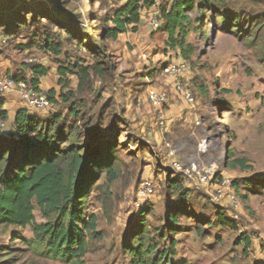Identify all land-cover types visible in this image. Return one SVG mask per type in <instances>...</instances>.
Instances as JSON below:
<instances>
[{
    "label": "rangeland",
    "instance_id": "374dc122",
    "mask_svg": "<svg viewBox=\"0 0 264 264\" xmlns=\"http://www.w3.org/2000/svg\"><path fill=\"white\" fill-rule=\"evenodd\" d=\"M65 1L73 25L85 36L84 45L66 42L65 31L41 18L16 34L5 35L0 30V39H8L0 42V77L27 76V68L43 65L49 73L41 88L47 85L60 92L59 66L98 60L106 74L103 78L93 75L90 90L77 92L78 79L68 74V86L63 91L72 94L68 104L59 102L45 110L29 111L40 119L53 113L68 115L73 103L85 115L84 122L91 121L92 132L109 128L106 140L113 136L114 126L112 142L118 148L120 174L113 182L103 174L90 189L82 215L86 220L91 215L96 217V235L87 237L86 253L80 261L52 258L44 245L36 242L29 226L0 227V264H132L128 250L141 251V244L154 247L146 259L151 264L158 252L166 253L171 239L176 241L175 256L165 254V259L156 258V264H264V187L246 185L247 179L264 180L263 1L225 0L227 11L239 16V24L233 27L221 22L222 16L211 15L206 7L190 12V62L178 49H171L162 29L153 31L148 22L135 36L103 42L99 29L105 24L94 21L92 14L103 18L125 0ZM172 1L152 2L161 11ZM35 3L55 14L46 2ZM60 23L68 25L65 19ZM40 24L62 41L61 56L45 53L41 39L32 37ZM92 46L98 49L95 58L87 49ZM139 53L147 55L140 58ZM180 62L187 64L184 80L195 105L187 108L169 92L171 100L164 107L169 118L167 128L155 132L156 114L145 101L137 107L143 101L139 98L149 87L165 91L168 87L158 69ZM148 68L157 71L152 76L146 73ZM8 94L0 95L3 107L5 102L12 110L24 108L18 95L11 100ZM177 114L180 116L175 118ZM9 123L0 129L6 132ZM99 138L95 141L101 142ZM234 159L247 162L243 168L232 166ZM188 171L195 174L189 176ZM145 181L153 188L149 196L140 195ZM223 181H227L224 187ZM219 209L234 227L218 224ZM171 213L177 215L176 223L167 221ZM34 217L37 223L44 222L37 208ZM242 236L249 238V249L241 244Z\"/></svg>",
    "mask_w": 264,
    "mask_h": 264
},
{
    "label": "trees",
    "instance_id": "16d2710c",
    "mask_svg": "<svg viewBox=\"0 0 264 264\" xmlns=\"http://www.w3.org/2000/svg\"><path fill=\"white\" fill-rule=\"evenodd\" d=\"M35 1L40 0H0V30L4 31L5 35L16 34L26 29L28 25L37 24L41 18L48 24H52L57 30L65 31L66 42L84 45L85 36L80 29L73 25L72 13L67 1L42 0L54 9L55 14L53 15L46 9H44L45 11L41 9ZM111 1L120 2L122 0ZM125 1V4L103 18L92 14L95 16L94 21L105 24L99 29V36L103 42H116L121 34L138 32L143 13L147 11L144 17L148 24L152 17L160 20L158 28L150 26L152 30L162 29L167 36V44L173 50L178 49L182 58L187 62L191 61L193 53L187 41L193 29V22L189 16L190 12L195 9L200 12L202 7H206L211 15L222 16L221 22L231 27L234 24H239L237 21L239 16L227 11L225 0H173L168 8L161 9V11L150 0ZM57 17L59 19H56ZM64 19L68 21V25L60 23ZM196 22L198 24L199 19ZM39 26L40 29L35 30L32 37L41 39L42 45L40 46L45 53L55 57L61 56L63 45L60 38H55L45 28V25L40 24ZM87 49L95 58L98 49L93 46L87 47ZM140 53L139 57L142 58ZM96 61L87 64L84 61L83 63L75 61L69 63L65 68L59 66L57 74L60 76L58 81V84L61 85L60 92H56L54 89L41 90V80L46 78L49 73V69L43 65L30 66L27 68V76L18 75L12 77V80L16 83H26L33 92H44L50 105H58L59 102L68 104L72 94L63 92L68 86L66 76L71 74L77 77V92L88 91L91 89L93 75L103 78L106 74L101 63ZM180 63L184 64L180 76L181 85L191 93L187 82L184 80L187 64ZM169 65L171 63L164 66ZM156 71V68H148L146 73L150 72L153 76ZM157 72L161 75L165 87H168L165 91L163 88L159 90L165 93V102L159 111L151 107L148 103L149 87L146 88L144 97L139 98L143 101L139 102L137 107H140V103L145 101L147 106L156 114L155 132H163L166 130L169 120L164 107L171 100L170 93L179 100L183 101V99L181 93H178L173 79L165 75L160 69ZM191 95L193 97L192 104L183 102L187 108L192 109L195 105V97L192 93ZM187 111L189 112V109ZM179 116L180 114H177L175 118ZM84 119L85 115H81L72 103L68 115L53 113L45 119H40L37 114L30 113L28 109L19 108L10 121L7 111L3 109V103H0L1 124L4 127V124L8 120L10 121L6 132L0 129V227L25 228L29 226L36 242L44 245L51 257L60 261L78 262L85 256L87 237H95L97 223L95 216L91 215L86 220L82 215L87 196L90 189L99 180V176L104 174L109 182H113L120 174L117 167L119 159L116 156L118 148L112 142L116 136V131L113 130L114 126L111 127L113 136L106 140L109 128L105 131L102 129L96 130L97 132L93 131L96 132L94 134L90 127L91 121L85 123ZM74 120L82 124L77 126V123H73ZM160 120L164 122L163 130L159 128ZM195 124L198 125L197 122ZM100 135L101 139L99 138ZM85 137L89 138V143H92V146L85 143ZM98 138L101 142L95 141ZM230 156L232 157V155ZM246 162V159H234L231 165H238L243 168ZM246 183V185L254 183L256 186L264 187V180L252 181L247 179ZM35 208L39 211L44 222H36ZM216 215L219 225L234 227V222L223 215L220 209ZM166 219L176 223L177 215L168 214ZM143 222L144 220L141 223ZM240 240L246 249L251 247L249 238L242 236ZM175 245L176 241L171 239L170 247L166 253L158 252V257H154L151 264H156V258L163 257L165 259V254L170 257L175 256ZM141 246V251H135L131 248L128 250L132 254V264H149L147 260L152 256L154 247L151 245L145 247L144 244Z\"/></svg>",
    "mask_w": 264,
    "mask_h": 264
},
{
    "label": "built area",
    "instance_id": "2783aa9c",
    "mask_svg": "<svg viewBox=\"0 0 264 264\" xmlns=\"http://www.w3.org/2000/svg\"><path fill=\"white\" fill-rule=\"evenodd\" d=\"M153 2H157V0H151ZM160 20L152 17L149 21V24L152 28H158L159 27ZM7 37L1 38L0 42L3 44L7 41ZM142 58H145V54H142ZM184 69V64H171L169 66H163L161 67V71L171 77L175 83V86L177 88L178 93H181V97L183 101L187 102L188 104L193 103V97L191 93L188 90H185V88L182 87L180 76ZM18 93L19 100L22 103V106L25 109L28 110H45L49 108L50 103L47 97L45 96L44 92H33L31 89L27 87V84L24 82H14L12 79H8L5 77H0V95H5L8 93ZM166 100V95L164 92H161L159 90H156L154 88H150L148 91V103L151 105V107L157 109L158 111L161 109L163 103ZM162 117V115H161ZM160 129L163 130L164 128V122L160 120ZM0 127H3V124H0ZM179 168V166H177ZM190 168V167H189ZM180 169V168H179ZM192 169V168H191ZM192 170H195L193 168ZM189 176H192L195 174L193 171H188L187 173ZM227 181H223L222 186L226 184ZM153 188L152 185L145 181L142 185V189L140 191V195L142 196H149L152 194ZM220 192V191H219Z\"/></svg>",
    "mask_w": 264,
    "mask_h": 264
},
{
    "label": "crops",
    "instance_id": "0c3cea01",
    "mask_svg": "<svg viewBox=\"0 0 264 264\" xmlns=\"http://www.w3.org/2000/svg\"><path fill=\"white\" fill-rule=\"evenodd\" d=\"M251 1H254V0H244V2H251ZM260 1H263V3H264V0H260ZM154 5H155V4H154ZM145 13H147V11H144V13H143V16H142L143 19H142V20H145V21H143V22L141 21V22H140V24H139V26H138V32H136V33H134V34H132V33L121 34V35L118 37L117 40L121 41V40H123V39L129 38L130 34L133 35V36H135V35H137L138 33H140V28L144 26L145 22H147V19L144 17ZM148 25H149V24H148ZM141 31H142V30H141ZM124 35H126V36H124ZM126 42H127V41H126ZM140 44H141V45H143V44H147V42H146V41H140ZM148 45H149V44H148ZM149 48H150V46H149ZM44 80H45V78L41 80L40 87H42V83H45ZM45 86H46V89L41 88L42 91H47V90H49V88L47 87V85H45ZM50 89H51V88H50ZM6 97H9L11 100L17 99V93H10V94H8ZM5 99H6V98H5ZM7 101H8V100H7ZM4 107H6V108H4ZM4 107H3V109H5V110L7 111V113H8V118H9L10 121L14 118V115H15L16 111H17L19 108H21V107H16L15 109L12 110V108H9V105H8L7 103H5V102H4ZM8 110H9V111H8Z\"/></svg>",
    "mask_w": 264,
    "mask_h": 264
}]
</instances>
